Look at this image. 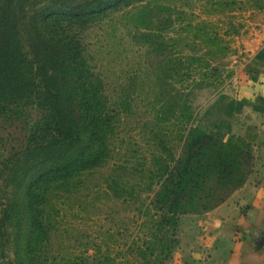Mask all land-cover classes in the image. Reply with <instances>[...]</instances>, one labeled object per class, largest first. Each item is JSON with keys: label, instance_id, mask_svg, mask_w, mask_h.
<instances>
[{"label": "rangeland", "instance_id": "374dc122", "mask_svg": "<svg viewBox=\"0 0 264 264\" xmlns=\"http://www.w3.org/2000/svg\"><path fill=\"white\" fill-rule=\"evenodd\" d=\"M46 1H36L31 19ZM70 26L122 122L103 167L52 184L30 205L11 185L25 131L0 121V264H214L207 229L213 210L162 229L153 207L158 187L151 191L148 171L163 152L160 137L177 157L185 149L176 134L155 125L157 97L167 95L155 70L167 54H157L143 36L175 40L174 52L207 56L221 70V83L196 91L191 104L200 130L253 146L251 175L224 202L232 210L240 205L232 196H255L264 181V132L251 123L264 112V0H145Z\"/></svg>", "mask_w": 264, "mask_h": 264}, {"label": "trees", "instance_id": "16d2710c", "mask_svg": "<svg viewBox=\"0 0 264 264\" xmlns=\"http://www.w3.org/2000/svg\"><path fill=\"white\" fill-rule=\"evenodd\" d=\"M36 1L0 0V121L10 127L21 124L25 131L24 145L12 162L11 185L30 205L52 184L103 167L122 122V112L69 34L70 24H87L145 0H47L31 19L28 12ZM143 37L157 54H167L155 70L167 92L157 97L155 125L164 126L160 132L176 134L185 149V156L177 157L160 137L163 152L153 157L148 171L151 191L158 187L153 207L161 214L159 226L175 229L181 216L223 204L247 182L256 158L245 139L220 138L197 125L192 96L222 81L212 59L174 52L175 40L159 43L148 34Z\"/></svg>", "mask_w": 264, "mask_h": 264}, {"label": "crops", "instance_id": "0c3cea01", "mask_svg": "<svg viewBox=\"0 0 264 264\" xmlns=\"http://www.w3.org/2000/svg\"><path fill=\"white\" fill-rule=\"evenodd\" d=\"M259 98L264 106V71L259 80ZM253 110V109H252ZM254 125L264 132V112ZM255 119V118H254ZM255 196L239 199L230 210L229 201L211 211L208 224L214 264H264V181Z\"/></svg>", "mask_w": 264, "mask_h": 264}]
</instances>
